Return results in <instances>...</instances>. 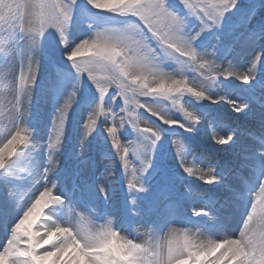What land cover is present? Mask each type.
<instances>
[{"label": "clouds", "instance_id": "clouds-1", "mask_svg": "<svg viewBox=\"0 0 264 264\" xmlns=\"http://www.w3.org/2000/svg\"><path fill=\"white\" fill-rule=\"evenodd\" d=\"M0 264H264V0H0Z\"/></svg>", "mask_w": 264, "mask_h": 264}]
</instances>
